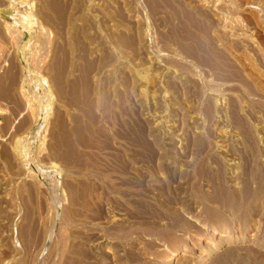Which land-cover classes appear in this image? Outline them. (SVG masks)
<instances>
[{
	"label": "rangeland",
	"instance_id": "374dc122",
	"mask_svg": "<svg viewBox=\"0 0 264 264\" xmlns=\"http://www.w3.org/2000/svg\"><path fill=\"white\" fill-rule=\"evenodd\" d=\"M0 264H264V0H0Z\"/></svg>",
	"mask_w": 264,
	"mask_h": 264
},
{
	"label": "bare ground",
	"instance_id": "6f19581e",
	"mask_svg": "<svg viewBox=\"0 0 264 264\" xmlns=\"http://www.w3.org/2000/svg\"><path fill=\"white\" fill-rule=\"evenodd\" d=\"M8 88H5V90H7ZM8 91V90H7ZM222 222V221H221ZM233 226V225H232ZM241 226V225H240ZM238 226V227H240ZM228 227H231V225L229 226H225L224 223H215V222H212V221H206L205 223L202 224V230H210L211 228H222V229H226ZM201 228V227H200ZM229 229H232V228H229ZM253 235V234H252ZM201 243V242H200ZM203 252V251H202ZM183 254V253H182ZM173 255V254H171ZM180 255V254H179ZM204 256V255H203ZM171 256L169 255V259L167 261H169L171 258ZM201 262V261H200Z\"/></svg>",
	"mask_w": 264,
	"mask_h": 264
}]
</instances>
